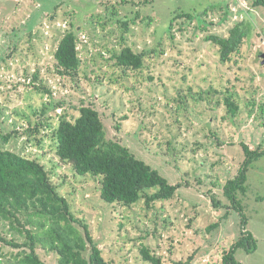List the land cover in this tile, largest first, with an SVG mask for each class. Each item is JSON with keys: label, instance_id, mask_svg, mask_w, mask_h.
Masks as SVG:
<instances>
[{"label": "rangeland", "instance_id": "374dc122", "mask_svg": "<svg viewBox=\"0 0 264 264\" xmlns=\"http://www.w3.org/2000/svg\"><path fill=\"white\" fill-rule=\"evenodd\" d=\"M254 1L0 0V148L46 167L107 264H151L142 247L161 264H222L224 251L239 240L240 214L223 187L245 159L242 144L264 148V6ZM180 13L201 14L188 21L175 17ZM239 23L246 37L223 63L206 37L227 38ZM71 27L81 62L75 78L60 75L54 59ZM126 46L146 53L140 69L116 65L114 56ZM82 105L99 113L106 140L180 184L173 199L150 208L143 199L109 205L96 178L79 176L58 159L60 118L73 122ZM34 128L38 133H27ZM247 176V192L238 198L256 250L240 248L235 258L264 264V156ZM0 230L9 236L7 227ZM15 251L0 242V264H15ZM38 252L46 264H57L53 253Z\"/></svg>", "mask_w": 264, "mask_h": 264}, {"label": "trees", "instance_id": "16d2710c", "mask_svg": "<svg viewBox=\"0 0 264 264\" xmlns=\"http://www.w3.org/2000/svg\"><path fill=\"white\" fill-rule=\"evenodd\" d=\"M253 5L264 6V0H255ZM199 14L180 13L175 17L192 21ZM123 25L127 26L125 22ZM246 34L244 24L239 23L229 31L227 38L211 35L206 40L218 48L220 61L225 63L239 51ZM145 56L146 53H136L126 46L114 59L123 70H138L143 66ZM54 59L60 75L77 77L81 64L77 28L64 31ZM36 79L37 74L34 75ZM35 89L40 90L39 87ZM225 99L229 112L236 115V102L230 96ZM60 105L56 103L52 109L57 110ZM27 133L34 135L38 130L27 129ZM55 140L58 159L70 164L77 175L96 178L100 198L109 205L130 207L143 199L145 206L150 208L155 202L173 199L180 187V184H169L156 170L137 159L128 147L106 140L103 121L91 106L82 105L79 116L73 122L61 116ZM241 147L245 159L237 175L223 187L229 207L240 214L241 235L224 251L222 264H241L235 258L236 251L240 248L251 251L256 246L255 239L246 230L247 218L238 194H246L249 169L253 162L264 156V148L260 146L252 150L246 144ZM150 190L153 193H148ZM215 206L218 207L219 203ZM227 214L229 210L224 217ZM1 227L8 228L9 236L0 230V242L16 250L12 254L15 264H46L39 250L53 253L57 264H107L88 226L72 213L46 167L36 159L0 148ZM218 227L219 222L209 225L207 230ZM140 252L144 261L161 264V259L151 255L148 248L142 247Z\"/></svg>", "mask_w": 264, "mask_h": 264}, {"label": "water", "instance_id": "95a60500", "mask_svg": "<svg viewBox=\"0 0 264 264\" xmlns=\"http://www.w3.org/2000/svg\"><path fill=\"white\" fill-rule=\"evenodd\" d=\"M260 58H261V60H262L261 63L264 65V54H261V55H260Z\"/></svg>", "mask_w": 264, "mask_h": 264}, {"label": "crops", "instance_id": "0c3cea01", "mask_svg": "<svg viewBox=\"0 0 264 264\" xmlns=\"http://www.w3.org/2000/svg\"><path fill=\"white\" fill-rule=\"evenodd\" d=\"M252 235V234H251ZM254 250H256V246H255V249Z\"/></svg>", "mask_w": 264, "mask_h": 264}]
</instances>
